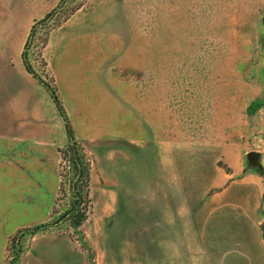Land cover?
<instances>
[{"label": "rangeland", "instance_id": "obj_1", "mask_svg": "<svg viewBox=\"0 0 264 264\" xmlns=\"http://www.w3.org/2000/svg\"><path fill=\"white\" fill-rule=\"evenodd\" d=\"M61 1L0 0V264H244L198 226L215 181H264V0ZM25 48L90 164L81 226L65 123Z\"/></svg>", "mask_w": 264, "mask_h": 264}, {"label": "crops", "instance_id": "obj_2", "mask_svg": "<svg viewBox=\"0 0 264 264\" xmlns=\"http://www.w3.org/2000/svg\"><path fill=\"white\" fill-rule=\"evenodd\" d=\"M10 106H6L10 130H0V136L11 140L14 130L13 107ZM232 177L226 175L224 186H218L215 181L219 191L207 200V204L212 205V224L204 225L199 221L198 229L204 231L212 226L214 246L228 248L220 252V263L232 262L236 255L244 264H264V181L251 176L240 180H232Z\"/></svg>", "mask_w": 264, "mask_h": 264}, {"label": "trees", "instance_id": "obj_3", "mask_svg": "<svg viewBox=\"0 0 264 264\" xmlns=\"http://www.w3.org/2000/svg\"><path fill=\"white\" fill-rule=\"evenodd\" d=\"M64 2H65V0H62L61 5ZM61 5H59L50 14H48L44 20H42L41 22L34 25L31 33L32 34L35 33V29H36L38 24L45 22V21L49 20L50 18H52L54 16V14H56L57 11L60 9ZM27 45H28V41H27L26 46ZM22 60H23V64L25 66L27 73L32 75L33 78H35L36 80H38L39 83L41 85H43V87H45V89L49 92L51 98L53 99V101L56 105V108H57L60 116L64 120L67 138H68V145H67L65 153H66V156L68 157V159L72 165V169H73L74 174H75V177L73 178V180L71 181V184H70V188L72 190V197L74 200L71 202V210H69L65 215L72 216L74 219L73 221H75V225L81 226L86 219V214H80L78 212L79 214L74 216L76 211H78L75 201H79L78 205H80V203H81L80 201L83 202V200H85L87 203H90L89 190H90V179H91V177H90L89 161L87 160V156L84 153L83 148L81 147V145L77 141L74 129L71 125V122L68 118V115L64 109V106L62 104L61 99L58 96L56 89L54 87L50 86L49 84L43 82L36 75L32 66L30 65V63L28 61V58L26 55V48L22 54ZM77 187H79V188H77ZM44 228H45V226L37 227L35 231L36 232L43 231Z\"/></svg>", "mask_w": 264, "mask_h": 264}, {"label": "water", "instance_id": "obj_4", "mask_svg": "<svg viewBox=\"0 0 264 264\" xmlns=\"http://www.w3.org/2000/svg\"><path fill=\"white\" fill-rule=\"evenodd\" d=\"M248 158H249V160L258 159L259 155L255 154V153H251V154H249ZM263 229H264V225H263Z\"/></svg>", "mask_w": 264, "mask_h": 264}]
</instances>
